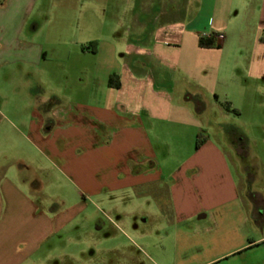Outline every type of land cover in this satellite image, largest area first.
I'll list each match as a JSON object with an SVG mask.
<instances>
[{
    "label": "crops",
    "instance_id": "crops-1",
    "mask_svg": "<svg viewBox=\"0 0 264 264\" xmlns=\"http://www.w3.org/2000/svg\"><path fill=\"white\" fill-rule=\"evenodd\" d=\"M5 1L7 5L0 8V80L3 77L10 84L18 75L23 80L32 68L38 72L34 80L42 90L50 73L54 78L64 70V59L55 57V52L51 59L39 40L40 23L35 21L28 33L42 0ZM14 2L19 6L16 14ZM78 2L70 15L78 19L79 29L99 24L96 37L87 39L78 51V59L91 61L94 67L84 69L85 88L74 92L76 100L69 110L51 109V127L43 130L44 122L36 123L29 131L34 140L25 135L24 141L49 160L64 158L67 170L63 172L79 178L85 202L118 196L111 207L117 210L116 224L130 216L121 207L122 195L140 194L137 200L143 203L152 189L164 188L169 200L158 203L161 216L168 220L164 208L170 209L178 225L216 220L233 207L245 220L263 225V194L252 191L251 197H242L229 154L213 141L210 130L207 136L203 133L209 98L215 104L231 95L249 98L256 93L264 99V0ZM203 34H223L225 39L204 47ZM53 60L57 62L51 68ZM112 75L119 77L118 89L108 85ZM5 96L0 95V127L5 122L14 126V119L19 123L22 119L8 109ZM261 129L264 132V124ZM244 133L240 140L248 146L245 157L250 160L246 168L255 183L259 173L251 169L259 168L262 160L253 155V140ZM199 136L203 143L197 149ZM0 171V230L11 220L29 218V231L12 236L8 250L9 255L11 250L14 256L26 258L57 235L81 205L66 214L44 211L34 203L44 197L41 181L23 177L18 182ZM14 210L17 215L11 216ZM137 216L147 222L145 213ZM0 253V264H14L5 251Z\"/></svg>",
    "mask_w": 264,
    "mask_h": 264
},
{
    "label": "rangeland",
    "instance_id": "rangeland-1",
    "mask_svg": "<svg viewBox=\"0 0 264 264\" xmlns=\"http://www.w3.org/2000/svg\"><path fill=\"white\" fill-rule=\"evenodd\" d=\"M6 5L5 0H0V8ZM28 5L30 7L31 2ZM79 5L78 0H42L29 22L28 33L35 21L40 23L42 29L38 37L46 45L51 59L54 52L55 57L64 59V70L61 69L58 76L55 74L51 78L50 73V81L43 85L42 90L34 80L38 72L32 68L21 75L23 80L18 75L10 84L1 77L0 95H6L8 109L22 119L20 123L14 119V126L5 122L0 127V170L14 181L19 182L23 177L29 181H41L44 197L34 199V203L44 211L55 209L59 214H66L80 205L81 209L57 235L26 258L14 256L11 250L9 255L8 250L11 237L29 231L31 221L29 218L11 220L5 230H0V250L5 251L4 254L10 256L14 264L19 261L21 264H264V224L259 226L254 220H245L234 207L228 210L227 216L216 220L178 225L173 217L171 219L170 209L164 208L168 220L161 216L158 203L169 200L166 189H152L143 203V199L141 202L137 200L140 194L138 197L128 191L122 195L121 207L130 216L123 218L124 223L116 224L117 210L111 207L116 205L118 196L94 197L85 202L79 178L69 177L63 172L67 170L64 158L49 160L24 141L25 135L34 140L30 132L36 123L43 121V130L51 127V109L57 106L69 110V104L76 100L72 97L74 92L85 88L84 69L94 67L91 61H80L78 51L80 45H87V39L96 37L99 24L92 22L90 30L83 26L79 29L78 19L70 15L72 8ZM17 8L18 2H14V14ZM13 16L14 20L17 19L16 15ZM68 55L70 61L65 62ZM56 62H51V68ZM48 70L52 72V69ZM25 78L28 79L27 84ZM96 87L94 84V90ZM54 95H57L59 103ZM263 103L264 99L256 93L249 98L231 95L219 104H215L212 98L206 101L203 134L207 136L206 130H210L213 141L229 154L243 198L251 197L252 191L264 196ZM244 132L249 133L253 140L250 146L253 155L262 160L259 168L251 169L252 173H259L260 178L255 183L246 168L250 166V160L245 157L248 146L238 136ZM23 163L29 171L22 167ZM21 210L25 212L22 207ZM143 213L147 215L146 223L137 216ZM12 215H17V211L14 210ZM239 247L243 248L235 251Z\"/></svg>",
    "mask_w": 264,
    "mask_h": 264
},
{
    "label": "trees",
    "instance_id": "trees-1",
    "mask_svg": "<svg viewBox=\"0 0 264 264\" xmlns=\"http://www.w3.org/2000/svg\"><path fill=\"white\" fill-rule=\"evenodd\" d=\"M201 44L204 47H213L214 46V40L213 39H201ZM109 87L110 88H114V89H118L120 87V82H119V77L117 75H112L109 79ZM238 135V134H236ZM239 137L242 138V140H244V135L239 133L238 135ZM203 141L201 140V136L198 137V141L196 144V148L199 149L200 146L202 145Z\"/></svg>",
    "mask_w": 264,
    "mask_h": 264
},
{
    "label": "built area",
    "instance_id": "built-area-1",
    "mask_svg": "<svg viewBox=\"0 0 264 264\" xmlns=\"http://www.w3.org/2000/svg\"><path fill=\"white\" fill-rule=\"evenodd\" d=\"M200 39H213L215 41H223L225 39V36L223 34H212L210 36L206 35V34H203L201 35Z\"/></svg>",
    "mask_w": 264,
    "mask_h": 264
},
{
    "label": "flooded vegetation",
    "instance_id": "flooded-vegetation-1",
    "mask_svg": "<svg viewBox=\"0 0 264 264\" xmlns=\"http://www.w3.org/2000/svg\"><path fill=\"white\" fill-rule=\"evenodd\" d=\"M234 142H235V141H234ZM235 144H236V142H235ZM255 208H256L257 210H259V209H260L258 206H255ZM260 211H262V210L260 209Z\"/></svg>",
    "mask_w": 264,
    "mask_h": 264
}]
</instances>
